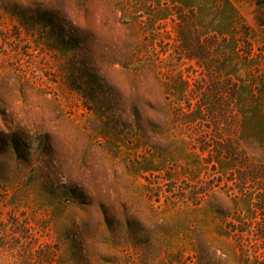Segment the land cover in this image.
Segmentation results:
<instances>
[{
	"label": "rangeland",
	"instance_id": "1",
	"mask_svg": "<svg viewBox=\"0 0 264 264\" xmlns=\"http://www.w3.org/2000/svg\"><path fill=\"white\" fill-rule=\"evenodd\" d=\"M259 205L264 0H0V264H260Z\"/></svg>",
	"mask_w": 264,
	"mask_h": 264
},
{
	"label": "trees",
	"instance_id": "2",
	"mask_svg": "<svg viewBox=\"0 0 264 264\" xmlns=\"http://www.w3.org/2000/svg\"><path fill=\"white\" fill-rule=\"evenodd\" d=\"M203 38V32L202 30H199V60L201 57H205V55H208V40L206 41V39L202 40ZM258 208L260 209V214L262 217V221L261 224L258 223V228L255 231V236L257 238H260L263 241V248H264V207L262 206H258ZM262 225V226H261ZM263 257H264V251H263ZM42 259V258H41ZM260 264H264V258L261 260Z\"/></svg>",
	"mask_w": 264,
	"mask_h": 264
}]
</instances>
